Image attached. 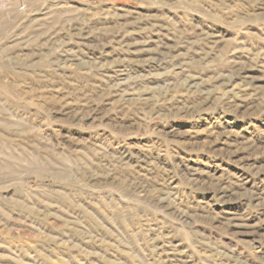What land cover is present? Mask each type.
I'll return each instance as SVG.
<instances>
[{
	"label": "rangeland",
	"instance_id": "obj_1",
	"mask_svg": "<svg viewBox=\"0 0 264 264\" xmlns=\"http://www.w3.org/2000/svg\"><path fill=\"white\" fill-rule=\"evenodd\" d=\"M0 264H264V0L0 2Z\"/></svg>",
	"mask_w": 264,
	"mask_h": 264
},
{
	"label": "built area",
	"instance_id": "obj_2",
	"mask_svg": "<svg viewBox=\"0 0 264 264\" xmlns=\"http://www.w3.org/2000/svg\"><path fill=\"white\" fill-rule=\"evenodd\" d=\"M10 1H11V0H0L1 4H2L4 7L8 6V5L10 4Z\"/></svg>",
	"mask_w": 264,
	"mask_h": 264
}]
</instances>
